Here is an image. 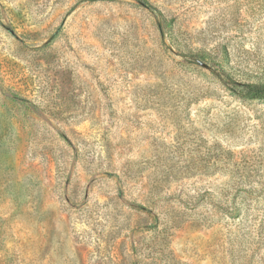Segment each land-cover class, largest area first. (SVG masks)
Returning <instances> with one entry per match:
<instances>
[{
	"label": "rangeland",
	"instance_id": "1",
	"mask_svg": "<svg viewBox=\"0 0 264 264\" xmlns=\"http://www.w3.org/2000/svg\"><path fill=\"white\" fill-rule=\"evenodd\" d=\"M0 0V264H264V0Z\"/></svg>",
	"mask_w": 264,
	"mask_h": 264
},
{
	"label": "trees",
	"instance_id": "2",
	"mask_svg": "<svg viewBox=\"0 0 264 264\" xmlns=\"http://www.w3.org/2000/svg\"><path fill=\"white\" fill-rule=\"evenodd\" d=\"M147 8L156 10L147 0H136ZM242 89L240 94L246 98H260L264 96V84L240 83Z\"/></svg>",
	"mask_w": 264,
	"mask_h": 264
}]
</instances>
